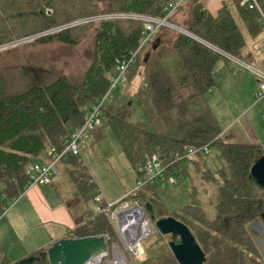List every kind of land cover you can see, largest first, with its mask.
Masks as SVG:
<instances>
[{
  "label": "trees",
  "instance_id": "1",
  "mask_svg": "<svg viewBox=\"0 0 264 264\" xmlns=\"http://www.w3.org/2000/svg\"><path fill=\"white\" fill-rule=\"evenodd\" d=\"M176 1L0 0V47L100 14L164 17L168 6ZM239 1L230 0L237 19L224 2L212 15L200 0H184L169 21L239 57L246 38L255 40L261 35L256 15L240 7ZM181 10H185V18L180 24L174 19ZM92 28L91 59L77 82L59 74L45 86L28 85L14 91L9 78L0 73V212L25 191L26 169L47 163L51 149L60 151L70 131L82 124L83 109L108 91L116 62L137 51L124 84L140 79L134 97L125 102L113 95L102 108V122L111 130L136 180L142 178L140 170L153 154L162 161L164 172L156 183L131 192L127 200L143 207L150 205L154 216L151 226L168 217L184 224L204 253L203 264H264L250 229L255 222L264 226V189L250 178L253 162L264 155V144L228 141L207 97L215 85L214 66L223 57L183 34L166 40L171 34L166 28L141 44L142 24L129 19L70 27L11 49L53 42L75 47ZM135 109L140 115L130 122ZM91 135L95 142L103 137L100 128ZM205 145L210 151L216 150L222 160L214 170L206 156H185L187 149ZM176 154L179 160L174 158ZM60 164L62 168L57 169L58 176L50 186L61 178L54 187L73 215L75 226L65 238L102 235L110 248L114 237L105 215L93 214L87 207L97 195L90 173L82 160L71 154ZM170 177L176 185L168 183ZM184 184L188 203L169 208L162 198L165 190ZM75 204L84 208L77 213ZM163 238L158 234L141 264H177ZM48 248L27 258L48 264ZM0 264H10L5 254L0 255Z\"/></svg>",
  "mask_w": 264,
  "mask_h": 264
},
{
  "label": "rangeland",
  "instance_id": "2",
  "mask_svg": "<svg viewBox=\"0 0 264 264\" xmlns=\"http://www.w3.org/2000/svg\"><path fill=\"white\" fill-rule=\"evenodd\" d=\"M200 1L203 3L204 9L210 10L209 0ZM222 2L229 5L233 16L237 19L230 0H217L216 6ZM184 18L185 10H181L174 21L181 24ZM181 29L186 31L183 27ZM169 30H171L169 32L171 34L165 36L166 40L175 34H181L176 29ZM93 35L94 28L88 30L86 36L75 47L53 42L23 45L12 49L11 46L1 48L0 73L9 78L14 91H22L28 85L45 86L53 82L59 74H64L72 82H77L90 62ZM233 59L221 58L214 66L215 85L207 93L210 108L221 129L226 130L227 127H231L233 137L229 139L230 142L246 143L250 141L251 136H255V141L258 144H264V100L256 101L257 78L242 65L245 64L254 69L262 68L264 36L260 35L255 40L246 38L242 55L233 57ZM139 82L140 79L136 78L128 85L118 86L113 95L128 102L134 97ZM139 115V109H135L130 117V122H135ZM100 130L103 137L99 142H95L91 136H87L79 142L81 159L105 199L115 202L135 188L136 175L111 130L104 122H102ZM206 159L211 170L222 163L216 150L210 151ZM162 198L171 209L187 204L188 196L185 192V184L175 188L169 187L165 190ZM87 207L93 214H96L93 201L87 203ZM82 208L84 205L74 207L77 213ZM151 227V235L143 244L145 255L146 250L151 251L150 245L158 238V234L161 235L154 226ZM110 229L114 237L113 243L118 244L119 241L113 229ZM250 229L254 233L255 241L264 252V226L255 222L250 226ZM162 237L168 245L170 237Z\"/></svg>",
  "mask_w": 264,
  "mask_h": 264
},
{
  "label": "built area",
  "instance_id": "3",
  "mask_svg": "<svg viewBox=\"0 0 264 264\" xmlns=\"http://www.w3.org/2000/svg\"><path fill=\"white\" fill-rule=\"evenodd\" d=\"M184 0H177L171 3L166 9L164 17H151L137 14L110 13L100 14L92 17L80 19L69 24L53 28L49 31L25 37L23 39L4 45L0 49L8 46H16L26 42L33 41L37 38L48 34L59 32L61 30L83 25L86 23H96L109 20L129 19L139 21L142 24V43L151 38L159 29H178V26L172 24L169 18L177 10L180 3ZM239 6L253 12L256 15V22L261 30V35L264 36V0H240ZM197 39V38H196ZM200 42L213 52L223 58L234 60L233 57L216 47L209 45L199 39ZM136 52H131L128 57L116 62L114 76L110 79V87L108 91L100 98L96 99L92 104L83 109L82 124L70 131L63 143V148L58 151L55 148L50 150V159L47 163H35L26 169L27 186L26 189L34 186L50 185L55 177L58 176L56 164L64 160L69 154L81 159V151L79 142L87 135L95 132L102 124V108L112 98L114 91L118 86H122L126 81V71L128 67L134 63ZM247 70H250L257 78L258 87L255 93L257 102L264 100V62L261 69H254L248 65L242 64ZM210 149L207 145L197 148H189L185 152V156H207ZM180 159L178 154L174 157ZM142 178L136 181L135 188L131 191L140 189L143 185L156 183L163 176L164 167L162 161L157 155H151L147 158L145 165L140 170ZM94 182V180L92 179ZM95 183V182H94ZM168 183L172 186L177 184L173 178L168 179ZM126 193L121 199L115 202H109L97 188V195L94 197L96 214H104L107 223L113 229V232L118 239V244L113 243L110 248L107 247L105 252H102L92 257L85 264H141L146 259L144 253V241L151 235V223L148 213L144 207L136 201H129L127 197L131 193ZM6 209L0 212V218ZM92 212V211H91Z\"/></svg>",
  "mask_w": 264,
  "mask_h": 264
},
{
  "label": "crops",
  "instance_id": "4",
  "mask_svg": "<svg viewBox=\"0 0 264 264\" xmlns=\"http://www.w3.org/2000/svg\"><path fill=\"white\" fill-rule=\"evenodd\" d=\"M216 2L217 0H209L208 12L212 14L214 9L212 15L223 3L216 6ZM87 136L92 137L91 134ZM222 136L229 141L233 137L231 127L222 129ZM247 142L257 143L255 136H251L250 141ZM55 167L59 169L62 165L58 163ZM59 182L61 178L55 182L54 186L58 187ZM54 186L43 185L25 189L1 216L0 255L5 254L10 264L18 263L32 253L50 247L52 243L65 237L66 233L74 228L73 215ZM256 243L264 256L260 245Z\"/></svg>",
  "mask_w": 264,
  "mask_h": 264
},
{
  "label": "water",
  "instance_id": "5",
  "mask_svg": "<svg viewBox=\"0 0 264 264\" xmlns=\"http://www.w3.org/2000/svg\"><path fill=\"white\" fill-rule=\"evenodd\" d=\"M176 30L197 40L180 27ZM156 47L157 45H154L153 49ZM250 178L259 188L264 189V155L253 162L250 168ZM144 209L149 219L154 220L150 205H145ZM154 227L162 236L170 237L168 247L177 264H203L205 262L203 251L184 224L168 217L156 220ZM106 250V240L102 235L73 239L64 237L51 244L46 251V257L48 264H85L92 257ZM38 261L35 257H28L15 264H37Z\"/></svg>",
  "mask_w": 264,
  "mask_h": 264
}]
</instances>
